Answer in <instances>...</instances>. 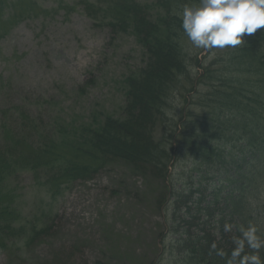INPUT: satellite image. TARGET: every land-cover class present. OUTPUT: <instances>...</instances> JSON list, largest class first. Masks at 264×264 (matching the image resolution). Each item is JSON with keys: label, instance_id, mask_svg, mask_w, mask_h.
I'll list each match as a JSON object with an SVG mask.
<instances>
[{"label": "rangeland", "instance_id": "rangeland-1", "mask_svg": "<svg viewBox=\"0 0 264 264\" xmlns=\"http://www.w3.org/2000/svg\"><path fill=\"white\" fill-rule=\"evenodd\" d=\"M134 1L148 5L149 15L157 19L166 14L158 0ZM83 2L86 0H0V146L11 144V131L20 133L21 115L42 125L43 134L25 125L29 140L19 144L26 153L36 154L40 136L51 135L59 122L79 126L90 123L94 114L96 121L104 115L123 114V80L145 67V50L134 29L113 32L91 19ZM182 41L191 66L197 57L206 64L228 53L225 48L195 49L186 35ZM180 94H174V103L167 107L166 120L156 130L158 138L166 130L170 134L171 124L181 123ZM194 95L195 91L186 97ZM5 123L11 127L8 136ZM228 127L236 137L220 146L222 157L211 167L188 157L173 162V178L168 181L170 186L165 184L171 191L198 188L200 195L195 196L207 199L203 206L214 200V191L222 201L229 188L221 192L218 185H227V179L233 177V158L240 161L254 148L235 143L245 134L235 132V125ZM177 141L172 139V147ZM67 151H72L69 146ZM127 166L116 161L52 197L38 184L42 177L35 178L29 170L0 184V216L6 207L14 208L37 224L47 225L44 234L25 247L20 243L9 252L0 249V264H180L176 238L184 228L177 221L173 224V216L168 220L166 207L156 205L152 198V194L159 198L164 186ZM224 177L226 183L220 181ZM211 209H217L215 204ZM192 210L197 212L196 206ZM200 218V222L206 219L204 215ZM227 226L230 231V224Z\"/></svg>", "mask_w": 264, "mask_h": 264}, {"label": "trees", "instance_id": "trees-1", "mask_svg": "<svg viewBox=\"0 0 264 264\" xmlns=\"http://www.w3.org/2000/svg\"><path fill=\"white\" fill-rule=\"evenodd\" d=\"M158 2L166 10L159 19L149 15L148 5L134 0L83 2L96 23L108 25L115 33L134 29L145 50L146 65L123 80L126 101L121 116L108 114L96 121L94 114L90 123L79 126L59 122L51 135L40 136L36 154H28L20 146L29 140L25 125L43 134L41 123L21 115L20 133L10 132L11 127L5 123L3 129L7 136L10 132L11 144L8 141L0 146V184H8L7 179L19 171L29 170L35 178L42 177L38 184L52 197L62 194L77 179L95 175L116 161L123 162L136 174L164 186L163 194L159 198L152 194V198L156 205L166 207L168 220L173 216V224L177 221L184 228L181 237L176 238L180 264H227L235 241L240 238L241 226L255 223L264 232V28L246 35L244 45L225 48L228 53L220 54L221 59H210L205 64L197 57L191 66L184 53L185 33L179 14L181 6L197 4L199 0ZM196 67L202 73L192 74ZM193 91L195 95L187 98ZM174 94H180L183 100L181 123L171 124L170 134L166 130L158 138L156 130L166 120ZM228 124L237 126L235 132L245 134L235 143L254 148L247 155L244 152L240 161L233 158V177L220 178L225 183L227 179V185H218L221 192L229 188L222 201L214 191V200L203 206L207 199L195 196L200 192L198 188L171 191L167 186L173 178L174 161H186L188 157L209 168L221 159L220 146L228 143L229 137H236ZM173 138H178L175 147ZM68 146L71 152L67 151ZM213 204L217 209H211ZM3 210L0 249L4 252L20 243V247H25L47 229L46 224L39 225L14 208ZM203 215L206 219L200 222ZM228 223L230 231L226 230ZM193 225L202 226L197 234ZM221 251L223 255L218 254Z\"/></svg>", "mask_w": 264, "mask_h": 264}, {"label": "clouds", "instance_id": "clouds-1", "mask_svg": "<svg viewBox=\"0 0 264 264\" xmlns=\"http://www.w3.org/2000/svg\"><path fill=\"white\" fill-rule=\"evenodd\" d=\"M179 15L193 48H236L244 45L246 35L264 28V0H199L197 4L184 6ZM239 231L240 238L235 241L236 247L227 264H264L261 255L264 232L251 222ZM218 254L223 255L222 251Z\"/></svg>", "mask_w": 264, "mask_h": 264}]
</instances>
